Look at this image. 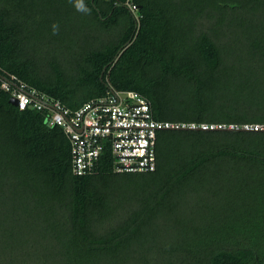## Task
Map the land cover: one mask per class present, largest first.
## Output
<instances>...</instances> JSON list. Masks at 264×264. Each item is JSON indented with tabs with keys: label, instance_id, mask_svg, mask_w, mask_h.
<instances>
[{
	"label": "trees",
	"instance_id": "trees-1",
	"mask_svg": "<svg viewBox=\"0 0 264 264\" xmlns=\"http://www.w3.org/2000/svg\"><path fill=\"white\" fill-rule=\"evenodd\" d=\"M133 1L138 19L126 0H0V75L70 108L134 90L156 120L264 124V0ZM10 97L0 81L1 254L264 264V130L159 129L154 170L117 172L107 149L75 175L63 129Z\"/></svg>",
	"mask_w": 264,
	"mask_h": 264
},
{
	"label": "built area",
	"instance_id": "built-area-1",
	"mask_svg": "<svg viewBox=\"0 0 264 264\" xmlns=\"http://www.w3.org/2000/svg\"><path fill=\"white\" fill-rule=\"evenodd\" d=\"M125 4L138 19L137 3L126 0ZM1 76L2 88L17 99L20 110L29 107L46 110L45 122L63 129L70 142L71 170L75 175L93 172L107 149L111 151L117 172L152 171L156 168L155 143L159 129L196 126L215 129L225 126L156 120L150 102L134 90L110 89L103 96L70 108L29 86L15 74ZM244 127L260 130L264 125Z\"/></svg>",
	"mask_w": 264,
	"mask_h": 264
},
{
	"label": "rangeland",
	"instance_id": "rangeland-1",
	"mask_svg": "<svg viewBox=\"0 0 264 264\" xmlns=\"http://www.w3.org/2000/svg\"><path fill=\"white\" fill-rule=\"evenodd\" d=\"M51 54L53 55V54H56V51H54V50H51ZM57 55H58V53H57ZM60 57H62V55H59ZM61 61L63 62V64H67V62L68 61H72V59L71 58H69L68 56H66V57H64V59H61ZM44 63H46V61H43ZM65 67H67V70H68V73L69 74H75L76 73V71H77V67H72V66H70L69 64H67ZM72 67V68H71ZM247 125V124H246ZM264 125V124H263ZM231 126V125H230ZM16 258H18L17 260H16ZM23 259V257L21 256H19L18 255V253H15V252H13V251H8V250H6L5 252H4V254H1L0 253V264H7V263H13V264H17V262L19 263V264H23V263H29V264H38V263H32L31 261H30V259H26L25 261L26 262H24V259ZM16 260V261H15Z\"/></svg>",
	"mask_w": 264,
	"mask_h": 264
},
{
	"label": "water",
	"instance_id": "water-1",
	"mask_svg": "<svg viewBox=\"0 0 264 264\" xmlns=\"http://www.w3.org/2000/svg\"><path fill=\"white\" fill-rule=\"evenodd\" d=\"M0 77H2L0 75ZM10 102L17 106L18 104V101L15 97L11 96L10 97ZM182 128H188V129H197V130H201V129H205L203 128L202 126H196V127H182ZM211 129V128H210ZM213 129V128H212ZM215 129H226V130H239V131H242V130H249L250 128H246L244 126H234V125H231V126H223V127H219V128H215ZM260 130H264V128L260 129Z\"/></svg>",
	"mask_w": 264,
	"mask_h": 264
},
{
	"label": "clouds",
	"instance_id": "clouds-1",
	"mask_svg": "<svg viewBox=\"0 0 264 264\" xmlns=\"http://www.w3.org/2000/svg\"><path fill=\"white\" fill-rule=\"evenodd\" d=\"M79 7H83V5H78Z\"/></svg>",
	"mask_w": 264,
	"mask_h": 264
}]
</instances>
